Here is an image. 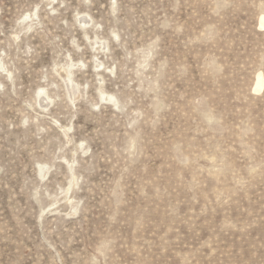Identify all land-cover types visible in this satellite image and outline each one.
<instances>
[{
	"label": "rangeland",
	"instance_id": "1",
	"mask_svg": "<svg viewBox=\"0 0 264 264\" xmlns=\"http://www.w3.org/2000/svg\"><path fill=\"white\" fill-rule=\"evenodd\" d=\"M263 12L0 0V264H264Z\"/></svg>",
	"mask_w": 264,
	"mask_h": 264
},
{
	"label": "bare ground",
	"instance_id": "2",
	"mask_svg": "<svg viewBox=\"0 0 264 264\" xmlns=\"http://www.w3.org/2000/svg\"><path fill=\"white\" fill-rule=\"evenodd\" d=\"M259 24L262 29H264V12L261 13L259 17ZM264 74V73H263ZM262 73H259L257 76L256 84H255V90L261 91L264 88V76Z\"/></svg>",
	"mask_w": 264,
	"mask_h": 264
}]
</instances>
